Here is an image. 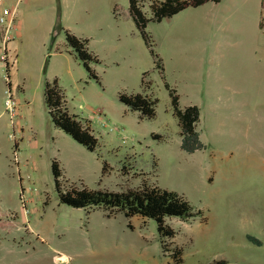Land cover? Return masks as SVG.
I'll return each instance as SVG.
<instances>
[{
    "label": "rangeland",
    "instance_id": "1",
    "mask_svg": "<svg viewBox=\"0 0 264 264\" xmlns=\"http://www.w3.org/2000/svg\"><path fill=\"white\" fill-rule=\"evenodd\" d=\"M0 9L14 12L5 36L0 26V264H175L174 247L180 264H264V0L149 22L163 79L127 0H0ZM65 31L88 41L98 82L66 53ZM144 74L157 100L150 120L117 99L140 93ZM53 79L89 123L95 152L51 124L43 85ZM164 82L180 108L198 107L203 150H180ZM52 160L62 187L122 193L144 183L183 196L202 218H165L175 235L164 253L152 220L61 205Z\"/></svg>",
    "mask_w": 264,
    "mask_h": 264
},
{
    "label": "trees",
    "instance_id": "2",
    "mask_svg": "<svg viewBox=\"0 0 264 264\" xmlns=\"http://www.w3.org/2000/svg\"><path fill=\"white\" fill-rule=\"evenodd\" d=\"M219 0H127V13L135 29L152 56L154 68L163 79V66L160 58L154 51L151 36L146 32L149 22L160 23L163 19H169L186 8H196L206 3L217 4ZM145 8L149 16L145 13ZM64 44L69 55L77 60L88 78L98 82L91 65L97 64L98 60L88 49V41L75 37L68 31L64 32ZM169 97V103L173 117L177 120L180 138V150L187 154L201 151L205 148L199 139L197 124L199 122V109L195 105L179 107V96L174 88L163 83ZM9 87V84H6ZM149 84L145 81V74L140 80V93H119L118 102L128 111L136 113L139 119L150 120L155 117L157 100L146 91ZM43 100L47 109V115L54 128L71 138L75 143L89 152H95L98 141L93 136L89 123L71 114L64 100L56 79L45 81L43 85ZM159 140V136H153ZM16 148V146H14ZM105 166L103 167L104 170ZM50 171L54 181V188L61 205L88 210L102 209L108 217L122 214L124 218L139 217L152 220L156 224V231L160 238L162 251L167 252V246H171L170 240L175 233L164 223L165 218H175L181 222H188L196 217L202 218L200 211H193L183 196L159 189L155 186H147L144 183L136 188L122 193H112L104 190H88L84 186L75 185L61 186L59 179L62 172L55 160L50 163ZM169 241L165 243V241ZM255 245L260 243L256 239H250ZM181 250L174 247L171 257L175 264L181 263ZM215 264H223L218 262Z\"/></svg>",
    "mask_w": 264,
    "mask_h": 264
},
{
    "label": "built area",
    "instance_id": "3",
    "mask_svg": "<svg viewBox=\"0 0 264 264\" xmlns=\"http://www.w3.org/2000/svg\"><path fill=\"white\" fill-rule=\"evenodd\" d=\"M14 18V12H8L7 9H0V26L4 27V36L6 35L7 31L10 29L12 21ZM6 110H12L13 109V101L10 96V93H6L5 102H4Z\"/></svg>",
    "mask_w": 264,
    "mask_h": 264
},
{
    "label": "crops",
    "instance_id": "4",
    "mask_svg": "<svg viewBox=\"0 0 264 264\" xmlns=\"http://www.w3.org/2000/svg\"><path fill=\"white\" fill-rule=\"evenodd\" d=\"M171 87V86H170ZM173 88V87H172ZM176 91V90H175ZM190 105H192V104H189L188 106H190ZM186 107V106H185ZM197 107V106H196Z\"/></svg>",
    "mask_w": 264,
    "mask_h": 264
}]
</instances>
